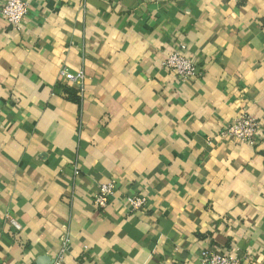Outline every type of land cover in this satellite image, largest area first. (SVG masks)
<instances>
[{"label":"crops","instance_id":"obj_1","mask_svg":"<svg viewBox=\"0 0 264 264\" xmlns=\"http://www.w3.org/2000/svg\"><path fill=\"white\" fill-rule=\"evenodd\" d=\"M182 45L188 82L163 64ZM244 107L264 123V0L0 13V264H52L64 236L63 264H201L206 247L264 264V131L256 146L222 134Z\"/></svg>","mask_w":264,"mask_h":264},{"label":"built area","instance_id":"obj_2","mask_svg":"<svg viewBox=\"0 0 264 264\" xmlns=\"http://www.w3.org/2000/svg\"><path fill=\"white\" fill-rule=\"evenodd\" d=\"M30 10V0H7L4 2L0 13L6 19L18 25L27 16ZM164 68L172 73L180 82H188L197 76L198 61L195 57H190L186 47L183 45L179 49L170 52L164 59ZM61 74L66 79L74 83H81L84 77L82 72L72 74L66 70H62ZM264 131V123L250 113L249 109L242 108L226 126L222 134L244 143L256 146L261 140ZM118 184L115 179H111L99 185V193L94 197V204L97 208H106L115 195ZM148 197L145 195H130L125 199V205L129 211L139 212L146 209ZM10 224L16 229H20L21 225L16 219L10 218ZM70 245L68 236L61 239V250L52 264H63L65 251ZM201 264H251L246 258H240L231 255L228 252L215 249L214 247H206L200 253Z\"/></svg>","mask_w":264,"mask_h":264}]
</instances>
